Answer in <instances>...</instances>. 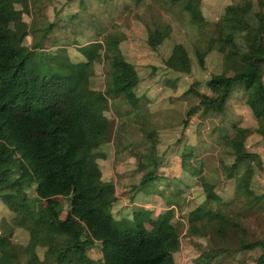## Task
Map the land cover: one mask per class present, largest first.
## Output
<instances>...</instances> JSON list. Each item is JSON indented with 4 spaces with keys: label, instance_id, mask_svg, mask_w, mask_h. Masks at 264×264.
Masks as SVG:
<instances>
[{
    "label": "trees",
    "instance_id": "16d2710c",
    "mask_svg": "<svg viewBox=\"0 0 264 264\" xmlns=\"http://www.w3.org/2000/svg\"><path fill=\"white\" fill-rule=\"evenodd\" d=\"M76 1L84 15L90 14L85 0ZM102 1L110 13L123 15L121 8L126 15L132 12L128 0H121L123 7L113 0ZM129 1L147 13L154 10L157 2L160 9L177 13L182 19L184 16L191 30L200 31L201 38H206L207 20L201 0ZM18 3L19 0H0V198L11 203L18 213L12 218V224L36 237L35 251L46 259L45 264H54L58 257L73 252L84 253L95 244L101 254L98 264H175L180 237L192 242L196 264H264V237L250 239L241 225V216L232 208L238 192L225 198L216 188L238 179L242 170L251 168V161L255 160L250 152L236 153L245 130L238 117H231L232 112L229 113V102L236 94L253 116L256 132L264 138V0H240L227 6L217 22L223 58L238 61L241 69L232 75L212 74L207 83L215 86L217 94L201 93L181 119L187 126L188 117L196 113L222 114L219 135L233 156L231 163L222 164L223 178L211 183L202 173V157L196 153L199 149L178 140L176 156L180 169L194 177L205 195L202 203L181 215L186 221L181 230L174 208L162 199L166 194L177 195L179 188L169 174L158 175L161 154L156 147L157 129H145L143 120L138 118L143 114L142 97L134 90L139 76L131 63L118 57L124 30L108 20L112 22L109 30L98 15L90 18L94 33L89 42L79 46L76 37L85 32L75 29L76 37L65 32V25L76 13L62 16L55 10V20L44 22L36 29V20L32 19L30 24L14 17ZM33 5L37 8L36 14H44L43 0H33ZM146 27L151 48L160 45L170 33L169 25L158 15ZM55 29L64 35L51 37L49 34ZM38 30L41 33L36 35ZM28 31L33 39L29 46L22 42ZM55 45H73L83 59L72 61L62 56L45 68L30 63L33 50ZM207 51L208 47L195 52L200 66H204ZM190 63L182 43L174 44L164 60L165 66L176 72H189ZM100 65L106 69V83L114 90L111 96L116 98V114L127 116L129 113L120 110V103L135 107L132 116L137 118L139 129L144 133V148L134 150L139 176L132 184L143 194L161 197L162 211L154 219L141 212H133L128 218H115L111 212L116 200L114 191L92 190L93 186L103 183L97 159L105 155L94 152L93 146L112 102L104 91L82 88L81 83L98 74ZM248 192L264 210V191ZM5 255L9 258L8 264H31L22 261L11 242L0 237V260Z\"/></svg>",
    "mask_w": 264,
    "mask_h": 264
},
{
    "label": "rangeland",
    "instance_id": "374dc122",
    "mask_svg": "<svg viewBox=\"0 0 264 264\" xmlns=\"http://www.w3.org/2000/svg\"><path fill=\"white\" fill-rule=\"evenodd\" d=\"M85 1L89 6L87 11L90 14L88 15L83 14V9L76 0H43V3L46 4L42 8L44 14L35 13L37 8L34 7L33 0H19L14 17L30 24L32 19L36 20L35 28L37 29L42 23L55 20V10L58 15L62 16L76 13L75 16H72L70 23L65 25V32L71 36L75 29L83 30L85 33L78 36L77 34L73 35V37L77 36L79 46L89 42L88 39L94 33L90 18L95 19L98 15H101L103 23L109 30L112 22L108 20L113 21L116 23V27L124 30L125 38L120 41L118 57L131 63L139 76V82L134 90L137 96L142 97L143 109L141 111L143 114L138 118L143 120L141 124L146 126L145 129H154V127L157 129L159 141L156 147L158 153L161 154V167L158 168V175L169 174L172 177L171 180L175 181L176 187L179 188L177 195L166 194L162 199L167 200L174 208L175 219L180 221L181 230L186 225L185 219L181 217L202 203L205 195L195 182L194 177L183 173L180 169V162L176 156V151L179 152L178 140L199 149V152L196 153L202 157V173L211 183L223 178L222 164L231 163L233 158L231 150L227 149L224 140L219 135L222 114L212 112L200 115L196 113L188 117L187 126H184L181 119L184 117L187 107L196 103L201 93L217 94L215 86L207 83L212 74L225 72L232 75L241 69L238 61L223 58L224 47L217 26V22L226 12L227 6L240 0H201L202 12L207 20L206 38L204 36L203 39L199 34L200 31L191 30V25L188 24L184 16L182 19L177 16V13L160 9L157 2H154V10L147 13L144 10L136 9L133 3L128 0L132 12L126 15V11L121 8L123 15H119V12L110 13L108 6H105L102 0ZM113 1L123 7V1ZM138 15H141V19H138ZM156 15L169 25L170 33L160 45L151 48L147 43L146 24L150 25ZM124 22H128L129 25H122ZM40 33L38 30L35 34ZM59 34L62 32L55 29L49 35L54 37ZM32 41L31 32H26L22 42L29 46ZM176 43H182L189 54L191 61L189 72H176L164 64V60L169 56ZM207 47L204 66H200L195 52L198 48L205 51ZM30 56V63L37 68H45L54 61L62 59V56H67L72 61L83 59L81 52L73 45L66 47L55 45L46 49L33 50ZM105 72V67L100 65L98 74L81 83L82 88L104 91L112 102V108L105 113L107 119L103 128L99 130L98 138L93 146L94 152H101L105 155L97 159L102 171L103 183L93 186L92 190L114 191L116 200L112 205L111 212L115 218H128L132 216L133 212H141L154 219L157 213L162 211L161 197L154 193L143 194L132 184L139 176L136 172L134 152L143 151L144 133L139 129L137 118L132 116L135 113L133 104L120 103L121 111H129L127 116L118 115L114 111L116 98L111 96L114 90L106 83ZM240 98L241 96L236 94L229 102L231 108L229 113L232 112L230 116L238 117L239 124L245 129L243 138L238 141L236 153L250 152L255 155V160L251 161V168L242 170L238 179L230 181L229 184H223L222 186L225 187L221 189L216 188L218 193L225 198L232 197L233 193L238 192L232 208L236 214L241 216V225L248 231L249 238L256 239L264 237V210L255 203L248 190L255 194L264 191V138L256 132V122L248 109L242 105ZM139 113L137 112V114ZM170 121L171 124H168ZM229 132L232 134L231 129ZM125 147L126 149H124ZM131 147L133 149L130 150ZM167 177L169 178V176ZM181 179L182 182L179 183L178 181ZM169 188L174 190L173 186ZM57 199L62 201L60 197ZM63 204L65 208L66 203ZM17 214L11 203L0 198V237L11 242L22 261L31 264H45L46 259L35 251L36 237L31 235L28 230L12 224V218ZM146 226L151 228L149 223H146ZM85 233L86 230L83 228V234ZM180 239L181 247L176 255L175 264H185L183 262L196 264L194 257L190 256V253L194 252L192 242L184 237H180ZM100 257L99 246L95 244L84 253L73 252L70 255L58 257L54 264H98ZM8 263L9 258L6 255L3 256L0 264Z\"/></svg>",
    "mask_w": 264,
    "mask_h": 264
},
{
    "label": "crops",
    "instance_id": "0c3cea01",
    "mask_svg": "<svg viewBox=\"0 0 264 264\" xmlns=\"http://www.w3.org/2000/svg\"><path fill=\"white\" fill-rule=\"evenodd\" d=\"M191 247H192V246H191ZM192 250H193V247H192ZM179 251H180V249H179ZM178 253H179V252L177 251L176 254H175V260H176V255H177ZM193 254H194V252L192 251V252L190 253V256L193 255ZM183 263L188 264V263H186V262H183Z\"/></svg>",
    "mask_w": 264,
    "mask_h": 264
}]
</instances>
